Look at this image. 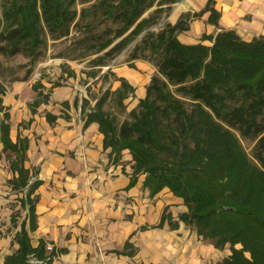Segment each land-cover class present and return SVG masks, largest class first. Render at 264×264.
Here are the masks:
<instances>
[{"label":"trees","instance_id":"obj_1","mask_svg":"<svg viewBox=\"0 0 264 264\" xmlns=\"http://www.w3.org/2000/svg\"><path fill=\"white\" fill-rule=\"evenodd\" d=\"M179 1L0 0V56L27 57L29 67L9 82L27 80L47 50L48 37L68 39L73 29L77 35L59 56L78 51L76 57L87 60L80 71L82 84L113 75L109 64L126 47L131 48L129 66L134 67L135 60L152 64L155 71L145 94L128 110V118L118 122L103 109L109 94L123 107L125 99L135 95V86L115 74L120 84L114 90L108 86L93 104L88 97L81 98L84 124L98 123L103 147L109 148L114 163L124 151L129 153V186L144 174L149 195L166 187L182 198L186 209L178 220L172 221L165 208L156 227L165 219L171 227L181 221L214 248L227 247L229 252L216 264H264V35L247 40L234 29L220 28L201 35L209 45L184 43L178 34L189 28L191 20L208 12L207 22L219 27L220 12L214 0H207L198 11L184 12L172 23L168 16ZM66 66L61 65L62 72L75 76L74 69ZM102 66L107 70L98 76ZM60 84L57 79L51 87ZM41 88L43 84L35 81L32 107L48 100ZM5 91L0 79V149L13 173L7 184L21 193L15 200L26 214L13 235L17 247L4 255L2 264H42L37 260L50 264L56 254L53 247L47 251L43 239L31 244L29 230L36 226L38 198L34 192L41 180L38 168L26 165L28 136L20 129L15 139L10 135ZM46 116L49 121L56 117ZM241 139L253 142L250 153ZM16 212L10 214L13 225ZM127 247H132L129 240L115 252L132 254Z\"/></svg>","mask_w":264,"mask_h":264},{"label":"crops","instance_id":"obj_2","mask_svg":"<svg viewBox=\"0 0 264 264\" xmlns=\"http://www.w3.org/2000/svg\"><path fill=\"white\" fill-rule=\"evenodd\" d=\"M206 2L180 0L173 5L168 19L173 23L182 13L198 11ZM214 7L220 12L219 27L207 22L208 12H204L189 22V28L178 34L179 39L184 43L209 45L211 42L202 40L201 35L215 34L220 28L234 29L247 40L264 35V0H214ZM134 62V71L127 66L115 71L135 86L134 97H128L125 103L144 96L145 86L155 71L147 61ZM61 65L65 62L54 63L53 73H43L39 79L42 92L48 94L47 101L31 106L36 91L30 78L11 81L2 96L10 113V135L15 139L20 129L28 136L26 165L37 167L41 180L34 192L38 198L36 226L29 230L31 244L35 246L43 239L46 245H52L56 254L50 264L217 263L229 252L227 248H214L181 221L177 227H171L168 219L161 227L155 226L165 208L172 221L178 220V215L186 209L182 198L166 187L149 195L143 186L144 174L137 175L129 186L132 176L129 153L124 151L117 163L111 160L109 148L103 147L98 123L84 124L86 114L81 113V98L88 97L91 104L96 99L88 95L86 84L77 86L80 75L84 74L74 69L75 76H68L62 72ZM55 78L61 84L51 87ZM115 82L119 83L114 81V86ZM63 101L69 105H62ZM47 113L56 117L49 121ZM21 122L24 125L19 126ZM1 160L0 178L5 173L7 182L13 173L4 168ZM5 186L10 189L8 184ZM6 210L4 206L2 211L8 219ZM143 225L148 228L141 229ZM11 240L0 237V264L4 255L17 247L13 242L10 248ZM127 240L132 247L126 251L133 250L132 254H117L115 251L123 249Z\"/></svg>","mask_w":264,"mask_h":264},{"label":"rangeland","instance_id":"obj_3","mask_svg":"<svg viewBox=\"0 0 264 264\" xmlns=\"http://www.w3.org/2000/svg\"><path fill=\"white\" fill-rule=\"evenodd\" d=\"M80 6L81 4L78 3L79 8ZM76 35H77L76 31L72 29V32L70 36L68 37V39L62 38V39L53 40L48 37L47 50L41 58H38L35 61L33 71L29 77L30 81L32 82H35L37 80L39 81V79L43 76V73L44 74L47 73V75H51L53 73L52 71L53 69L51 65H53L56 62L63 61L65 62V65H67L66 68L67 67L71 68L72 66L73 68L71 69H77L76 70L77 72H80L81 70L85 69L87 67V64H86L87 60L78 59L79 57H76L78 51H71L70 55L67 57L59 56V53L62 52L65 47H67L69 40L73 36H76ZM130 49H131L130 47H126L125 49H123L109 64V66L112 67L111 68L112 71L114 72L113 75L110 73L107 78H101V77L97 78L96 76L94 80L87 82L88 84L85 86V89L86 91L88 90L90 91V93L88 92V95L95 96L97 98L98 96L101 95V93L108 86H110L111 90L112 89L114 90L120 84V82L119 83L115 82L117 84L116 86H114V84L112 83L114 81H119V80H114L113 76L116 74L115 71L119 69L120 67L127 66L131 70L135 69V66L134 67L129 66V64L131 63V61L130 62L128 61L129 59L128 54H129ZM132 63L135 65L134 61H132ZM29 65L30 64L28 62V58L21 54H16L11 57L0 56V70L2 72V74H0V79L2 83L6 85V89L10 83L9 82L10 79H12V77L14 76L23 75L24 71L29 67ZM107 67L108 66H102L101 71L98 73V76L104 73L107 70ZM130 79L132 80L133 78H130ZM55 80L57 79L55 78ZM84 81H85L84 78H80L79 80L80 85L77 84V86L81 87ZM128 97H131V96H128ZM135 106H137V98H133L131 101H128L126 103V106L123 107L116 102L114 94H109L106 101L103 104V109L115 115L117 118V121L121 122L123 119L129 117L128 109H130V107H135ZM86 109L88 111L90 109V106H87ZM241 142L243 146L245 147V149L250 153L253 142L249 140H245V139H241ZM0 148H1V145H0ZM0 158L2 159L1 163H3L4 168H7L8 163L6 162L5 155L1 152V149H0ZM2 175H3L2 178H0V237L6 238V239L10 237L11 239H13V235L16 229L19 228L18 224L25 217L26 210H23L20 207L18 200H15L21 196V193L20 192L17 193L13 191L11 188L9 189L8 187H6L5 186L7 185V182L5 179L6 174L3 173ZM4 206L8 208V210H6V215H8L9 217L11 213H15L17 211L15 215L16 223L14 225L11 223L10 218L7 219L6 218L7 216L4 215V211H2ZM12 243L13 241L11 240L10 248L12 247L11 246ZM211 264H216V263H211Z\"/></svg>","mask_w":264,"mask_h":264},{"label":"built area","instance_id":"obj_4","mask_svg":"<svg viewBox=\"0 0 264 264\" xmlns=\"http://www.w3.org/2000/svg\"><path fill=\"white\" fill-rule=\"evenodd\" d=\"M46 250L47 251H51L52 250V245L51 244H47L46 245ZM48 258V257H47ZM38 262H40V263H42V264H44V263H46V261L45 260H37ZM47 264V263H46Z\"/></svg>","mask_w":264,"mask_h":264}]
</instances>
